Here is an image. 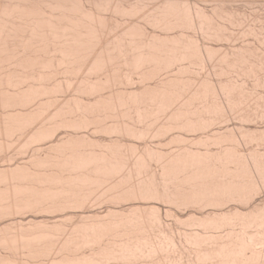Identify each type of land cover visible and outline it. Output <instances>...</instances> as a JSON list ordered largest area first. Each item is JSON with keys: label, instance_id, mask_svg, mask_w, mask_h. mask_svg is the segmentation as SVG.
Returning <instances> with one entry per match:
<instances>
[{"label": "bare ground", "instance_id": "obj_1", "mask_svg": "<svg viewBox=\"0 0 264 264\" xmlns=\"http://www.w3.org/2000/svg\"><path fill=\"white\" fill-rule=\"evenodd\" d=\"M242 3L0 0V264H264Z\"/></svg>", "mask_w": 264, "mask_h": 264}, {"label": "rangeland", "instance_id": "obj_2", "mask_svg": "<svg viewBox=\"0 0 264 264\" xmlns=\"http://www.w3.org/2000/svg\"><path fill=\"white\" fill-rule=\"evenodd\" d=\"M243 4H245V3H242V5H243ZM237 5L239 6L240 3L237 4ZM242 5H241V6H242ZM238 6H237V7H238ZM243 6H244V5H243ZM249 6L251 7V9H250V8H245L246 6L242 7V9H241L242 11H245V14H246L247 16H249V15H250V17H251V16L254 17L253 15L257 16V14H259V12H256V10H257L258 8H259L258 11L261 9V10L263 11V13H264V6H262V5H260V4H259V5L257 4V6H256L257 9L254 8V7L251 6V5H249ZM254 6H255V5H254ZM259 6H261L262 8L259 7ZM247 7H248V5H247ZM252 7H253V10L255 11V14H254V12H252V11H253V10H252ZM240 8H241V7H240ZM244 9H245V10H244ZM246 9H247V10H252V11H250V12H252V13H247V12H249V11H246ZM261 10H260V12H261ZM261 13H262V12H261ZM263 13L258 15L259 18H261L260 15H261L262 17L264 16ZM263 18H264V17H263ZM248 19H249V17H247V20H248ZM252 19H253V18H251V19L248 20L250 25L252 24V23H250V20H252ZM255 21H257V22L259 21V22H260L261 19H260V20H255ZM259 22H258V23H255L254 20H253V23L255 24L254 26H256V27H258V28H259V27H263V28H264V23L261 21V23H263V24H262L261 26H259V25H260ZM257 24H259V25H257ZM252 25H253V24H252ZM263 28H262V29H263ZM263 30H264V29H263ZM241 40H242V41H241L242 43H244L245 40H246V41H247V40H248V41H251V40H249V39H241ZM243 41H244V42H243ZM236 42H238V44H236V45H239V43L241 44L240 40H239V41L237 40ZM236 42H234V44H235ZM214 43H215V42H213V44H214ZM245 43H246V42H245ZM215 44H216V43H215ZM221 44L225 45L224 42H222V43H217L216 45H217V46H221ZM234 44H233V45H234ZM263 49H264V47H263ZM262 52L264 53V50H262ZM262 91H263V92H262ZM261 93H263V95H264V90H261ZM235 121H236V120H235ZM235 121H233L232 123H231V122H229V123H230L231 125H233V124H238V123H237L238 121H236V123H235ZM257 123L259 124L260 122H257ZM262 123H263V125H264V121H263ZM230 124H228V125H230ZM258 124H257V125H258ZM231 125H230V126H231ZM257 125H255V123H254V126H257ZM260 126H262L261 123H260ZM258 127H259V126H258ZM262 147H264V146H262ZM262 147L260 146L259 149L262 148ZM262 149H264V148H262ZM262 195H263V196H261V195L258 196V198H259L260 200L257 198V202H258V201H260V202L263 201V200H261V199L264 198V194H262ZM260 197H261V198H260ZM262 197H263V198H262Z\"/></svg>", "mask_w": 264, "mask_h": 264}]
</instances>
